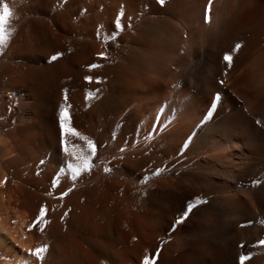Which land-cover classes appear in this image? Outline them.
<instances>
[{"label":"bare ground","instance_id":"6f19581e","mask_svg":"<svg viewBox=\"0 0 264 264\" xmlns=\"http://www.w3.org/2000/svg\"><path fill=\"white\" fill-rule=\"evenodd\" d=\"M209 3L0 0V264H264V0Z\"/></svg>","mask_w":264,"mask_h":264},{"label":"snow or ice","instance_id":"6c2138e0","mask_svg":"<svg viewBox=\"0 0 264 264\" xmlns=\"http://www.w3.org/2000/svg\"><path fill=\"white\" fill-rule=\"evenodd\" d=\"M157 3L161 6H164V0H157ZM210 8H211V0L209 3V8L205 10V22L206 23L209 22ZM10 16H11V12L9 11L7 4L0 5V44H3L5 42V25H6ZM106 39H108V38H106ZM240 48H241V46L235 47L234 51H238ZM58 58H59L58 56H53L51 59L53 60V62H55V60H57ZM100 59H102V60L105 59L103 54H101ZM223 60L225 61V63L228 66L232 65L233 58L231 55H228V54L224 55ZM91 67H95V66H91ZM64 99H65V104H67L68 103L67 98H64ZM59 125H60V129H61L63 147H64L65 152H68L69 149H68V145L65 141V138L69 137V136L77 137L79 134L77 133V131L74 128H72L70 126V117H69L67 107L62 106L59 110ZM89 150H90V152L95 154L96 148H95V146H93L91 144V142H89ZM121 151H123V149H121ZM89 167H90L89 165H85L83 171H88ZM109 170L110 169H105L106 172ZM80 171H81L80 169H73L72 170V172H73L72 179L73 180H76L77 177L80 176ZM52 187L53 188L58 187V184L55 180L52 182ZM68 195H69V192L65 191L60 195L59 198L61 200H63ZM47 212H48V209L46 207H44V206L40 207L39 215L33 224L34 227H39V226H41L42 223L45 222ZM44 251H45L44 248H38V249H36L35 255L39 256L40 253H42ZM143 264H156V257L155 256H153L152 258L145 257L143 260Z\"/></svg>","mask_w":264,"mask_h":264},{"label":"rangeland","instance_id":"374dc122","mask_svg":"<svg viewBox=\"0 0 264 264\" xmlns=\"http://www.w3.org/2000/svg\"><path fill=\"white\" fill-rule=\"evenodd\" d=\"M172 86H174V85H172ZM172 86H171V87H172Z\"/></svg>","mask_w":264,"mask_h":264}]
</instances>
